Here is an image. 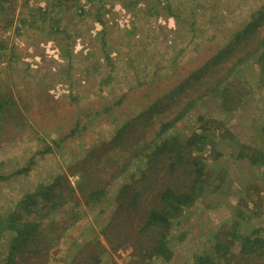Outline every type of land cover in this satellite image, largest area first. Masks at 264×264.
<instances>
[{
    "label": "rangeland",
    "instance_id": "rangeland-1",
    "mask_svg": "<svg viewBox=\"0 0 264 264\" xmlns=\"http://www.w3.org/2000/svg\"><path fill=\"white\" fill-rule=\"evenodd\" d=\"M57 1L30 0V10L28 3L17 0L13 10L0 11V173L15 170L36 154L32 176L0 182V213L59 169L71 184L80 185L87 166L110 153L106 150L122 140L134 147L121 153L125 158L117 167L131 168L118 180L127 184L117 198L119 215L111 218V208L118 206L110 190L108 206L101 207L84 201L80 191L73 225L65 226L61 239L40 254L38 264H69L77 259L78 247H84L82 256L88 257L94 246L104 251L106 264L146 263L141 249L156 243L145 236L142 224L158 205V189L177 181L176 174L168 177L164 158L157 155L149 161V143L159 136H203L202 143L198 138L194 144L201 148L200 159L210 177L203 193L168 231L175 243L173 264H195L196 252L209 249L215 234L229 229L233 219L240 224L235 240L242 239L248 225L263 227L264 164H251L243 156L254 152L249 147L255 143L264 150V132H257L264 121V80L254 75L259 74L255 55L240 71L224 63L225 82L235 85L232 94L194 97L206 92L202 79L195 77L198 67L232 38L263 0H62L61 7ZM38 5L45 9L37 10ZM230 44L235 54L246 53L239 42ZM182 81L184 89L171 93ZM194 82L195 90L185 96ZM193 97L195 104L181 114L180 101L189 103ZM169 121L170 126H163ZM73 128L79 130L69 135ZM45 144L53 149L46 158L36 149ZM86 154L91 155L83 163ZM186 181L179 179L182 186ZM144 184L146 192L134 199ZM236 245L230 244L237 253L224 256L219 264H247L248 257L262 249L241 252L240 242ZM4 259L0 254V264ZM15 260L19 264L23 259Z\"/></svg>",
    "mask_w": 264,
    "mask_h": 264
},
{
    "label": "trees",
    "instance_id": "trees-1",
    "mask_svg": "<svg viewBox=\"0 0 264 264\" xmlns=\"http://www.w3.org/2000/svg\"><path fill=\"white\" fill-rule=\"evenodd\" d=\"M16 1L17 0H0V11L13 10ZM22 1L25 2V6L28 3V8L30 10L34 9L33 5L29 3L30 0ZM57 2H59V7L65 4L62 0H58ZM259 4L260 6H258ZM259 4L254 8L250 16L243 21L244 24L241 25V23L235 29L232 38H229L222 46L216 47V54L198 67L199 70L196 71L198 74L195 75V77L202 79L200 86L203 85L206 92L197 96L194 95V97L200 98L201 95H205L212 98L214 96H222L226 92L232 94L231 90L235 88V85L232 81L225 82L227 74L224 73V63L226 65L227 63L231 64V69L234 68V70L240 71L245 61L251 60L250 58H252L253 55H255L256 61L254 60V62L259 71V74L254 75L260 76L262 80H264V31H262V29H264V0ZM36 9L44 10L45 7L43 8V6L38 5ZM22 18V21L26 20L25 17ZM10 21L12 20L9 19L8 22ZM230 40L237 43L239 42L241 50L244 49L246 53L239 50L241 53L238 55L235 54V49L231 47L232 44H230ZM190 77L191 76H189V78ZM189 78H185V82L190 83L191 80ZM195 83L196 82H194L189 90H186L185 96H189V94L195 90ZM183 84L184 81L174 88L171 93L174 92L178 94L177 90L184 89ZM166 95L168 96L170 93H166ZM194 97L190 98L189 103L180 101L183 105L182 107H184L180 111L181 114H185L192 108L197 101L194 100ZM179 98L182 97L180 96ZM48 103L51 104L49 101ZM220 103L223 104V102H218V104ZM3 104H6V102H3ZM223 107L224 104L222 105V108ZM149 108L153 111V107ZM222 110L225 111L228 109ZM161 111L166 113L167 109L163 108ZM260 123L261 126L257 129L259 135L264 132V121L262 120ZM171 124L172 121H169L165 122L163 126L168 127ZM202 124L205 126V121ZM76 130L79 129L73 128L71 130L72 133H69V135L73 134ZM201 130L204 131V128H201ZM250 132L254 131L250 130ZM199 136V133H194L184 139H179L176 135L169 137L159 136V141L153 140L149 143L152 147L150 155L153 156L149 161H154L157 155L158 157L164 158L166 167H162L167 170L166 173H168L169 178L176 174L177 181L175 185H173L171 181L165 183L158 189L156 194V196H158V205L150 209L147 214V219L142 224L141 230L146 233L145 236L149 238V240L153 238L156 243L152 248H145V250L141 249V253H145L143 258L147 259L144 264H150L156 261H158L159 264H173L172 256L174 254L173 248L175 247V243L173 241L171 242L170 232L168 231H170L173 221L175 220V222H178L181 217H184L185 210L190 208L191 205L195 203L194 201L197 195L202 194L205 190L208 178L210 177H208L205 164L200 159L201 148L194 144L198 138H200V143H202L203 136ZM60 140L63 141V138ZM127 142V140H122L106 150V153H110L104 156L100 155L93 164L87 166L82 176L84 182L80 185H78L79 181L76 185L71 184L65 176V173L61 171L62 169H59L60 171L54 177L52 175L51 178L48 177L45 180L39 179L35 182L36 184L23 191L20 197L11 203L7 211L0 213V247L2 246V248H0V254L5 258L4 264H18L15 260L16 256H21L23 259L19 261V264H38L40 254L48 253L47 249H51L53 246L52 243L61 239L62 231L65 226L69 223L73 225V221L78 216V210L76 208L80 206L78 197L80 191H82V194L86 197L84 201L88 204L96 203L101 207L103 204L108 206L109 203H107L105 199L110 190L112 192L110 195L111 201L114 200V205L118 206V208H111V218L113 219L118 212L120 213L119 208L121 205L117 202V198L125 192L127 184L119 182L118 180H120L125 173L131 171V168L130 165H125L122 168L120 165L118 169L117 167L118 164L123 161V158H125L121 156V153L123 151H130L134 147V145L129 146ZM53 143L55 146L59 145V141L55 139ZM249 148H252L254 152H243V156H246L251 164H264V150L261 147V143H255ZM36 149L37 153L45 158L46 156L48 157L49 153H53L52 147L47 144ZM194 151L198 153L196 152L195 154ZM185 154L187 156H185ZM90 155L86 154L85 157H81L80 161L87 163L85 159ZM108 156L111 158L116 157L113 159L116 161L109 160ZM34 157H36V154L30 156L28 162L26 161L11 172L0 173V182L18 178L19 176H32L34 171L33 166L36 164ZM139 161L140 159H138V162ZM149 164L150 162H148L147 165ZM67 166L69 167V164H67ZM179 179H186L187 181L182 186ZM116 181L117 183L113 184ZM102 183L105 184L103 185ZM144 186L145 184L135 190L134 199H139L141 195H144L146 192ZM100 202H102L101 205ZM103 212H105V210ZM237 213H241V210L239 209ZM101 218L105 221L104 216H99L98 220ZM108 221L112 220L108 219ZM106 224L109 225V222ZM90 226V229L94 231V227L91 223ZM239 226L240 224L233 219V224L228 226L229 229L220 228L214 236L216 241L213 242V245L209 247V249L206 248L202 250V252H196L195 264H219L224 256L237 253L233 251L230 246V244L236 245L237 241L240 242L241 252H248V248L251 249L254 246L263 249L259 250L260 252L256 253V256L250 257V259L248 257L247 264H264V235L262 236L260 234V232L264 231V226L250 229L248 225L245 232L241 234L242 239L235 240V237H237L235 231L239 230ZM153 232L154 236H152ZM94 237H97V233ZM250 237H253V240H250ZM73 245L74 242L69 246ZM141 247H143V245ZM71 249L70 247L69 251H71ZM85 251L84 247H78L76 253H80L77 255V259L70 261L69 264H106L102 259V255H104L103 250L99 249L98 251L97 247L94 246L90 250L88 257L87 255H85V257L82 256ZM88 260L91 261L88 262Z\"/></svg>",
    "mask_w": 264,
    "mask_h": 264
}]
</instances>
